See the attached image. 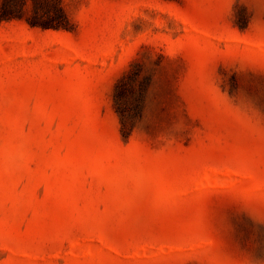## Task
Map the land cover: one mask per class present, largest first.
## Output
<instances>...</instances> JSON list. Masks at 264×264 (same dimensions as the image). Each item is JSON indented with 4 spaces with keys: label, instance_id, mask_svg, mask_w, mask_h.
Returning <instances> with one entry per match:
<instances>
[{
    "label": "rangeland",
    "instance_id": "obj_1",
    "mask_svg": "<svg viewBox=\"0 0 264 264\" xmlns=\"http://www.w3.org/2000/svg\"><path fill=\"white\" fill-rule=\"evenodd\" d=\"M63 6L0 23V264H264V0Z\"/></svg>",
    "mask_w": 264,
    "mask_h": 264
},
{
    "label": "trees",
    "instance_id": "obj_2",
    "mask_svg": "<svg viewBox=\"0 0 264 264\" xmlns=\"http://www.w3.org/2000/svg\"><path fill=\"white\" fill-rule=\"evenodd\" d=\"M25 22L31 28L42 30L73 29V23L63 6V0H3L0 23Z\"/></svg>",
    "mask_w": 264,
    "mask_h": 264
}]
</instances>
